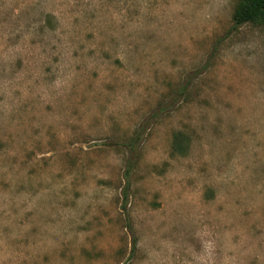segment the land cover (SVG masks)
Wrapping results in <instances>:
<instances>
[{
    "label": "rangeland",
    "instance_id": "rangeland-1",
    "mask_svg": "<svg viewBox=\"0 0 264 264\" xmlns=\"http://www.w3.org/2000/svg\"><path fill=\"white\" fill-rule=\"evenodd\" d=\"M240 1L0 0V264H264Z\"/></svg>",
    "mask_w": 264,
    "mask_h": 264
},
{
    "label": "trees",
    "instance_id": "trees-1",
    "mask_svg": "<svg viewBox=\"0 0 264 264\" xmlns=\"http://www.w3.org/2000/svg\"><path fill=\"white\" fill-rule=\"evenodd\" d=\"M234 25L240 26L247 23L260 24L264 26V0H241L233 15ZM145 132L144 127H139L135 135L126 143L128 149L135 153L138 149V143L141 141ZM135 162L133 156L129 157L126 164L125 175L129 177ZM136 245V241H134Z\"/></svg>",
    "mask_w": 264,
    "mask_h": 264
}]
</instances>
